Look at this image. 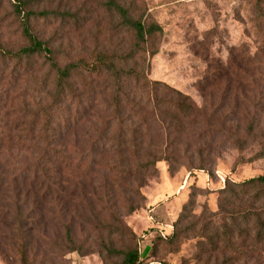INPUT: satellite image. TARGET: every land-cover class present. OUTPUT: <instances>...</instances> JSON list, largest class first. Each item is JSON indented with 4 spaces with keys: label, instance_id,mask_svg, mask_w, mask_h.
<instances>
[{
    "label": "trees",
    "instance_id": "trees-1",
    "mask_svg": "<svg viewBox=\"0 0 264 264\" xmlns=\"http://www.w3.org/2000/svg\"><path fill=\"white\" fill-rule=\"evenodd\" d=\"M10 1L25 44L18 49L0 44V202L13 208L19 264H32L30 233L40 225L35 212L26 213L27 204L35 205L41 218L56 213L65 233L57 244L63 253H98L104 264H167L155 259L161 247L175 250L190 235L216 245L214 252L216 239L220 242L225 232L231 238L240 223L258 226L264 235L261 174L227 183L219 192L225 224L209 218L198 233L203 217L193 213L196 194L191 192L172 231L155 237L149 255L155 260L142 259L124 216L144 207L142 187L148 176L157 175V163L166 161L171 173L179 165L204 170L208 157L199 142L243 151L258 136L251 160L264 158V132L249 123L233 125L236 108H227L221 119L212 104L198 106L188 94L151 80L148 57L157 53L152 43L163 29L134 17L123 0L102 3L118 19L122 41L112 50L99 48L66 61L57 39L35 24L49 13L28 10L25 0ZM22 78L32 85L24 88L26 95L15 88ZM242 190L252 195V206L232 209Z\"/></svg>",
    "mask_w": 264,
    "mask_h": 264
},
{
    "label": "rangeland",
    "instance_id": "rangeland-1",
    "mask_svg": "<svg viewBox=\"0 0 264 264\" xmlns=\"http://www.w3.org/2000/svg\"><path fill=\"white\" fill-rule=\"evenodd\" d=\"M12 2L0 0V44L18 49L25 43L20 37L18 20L12 14ZM123 2L134 17L144 19L147 24L155 22L163 29L152 43V50L157 53L148 57L151 80L165 82L188 94L198 106L212 104L221 119L236 108L239 112L233 125L249 123L264 132V0ZM25 3L28 10L49 13L47 19L41 18L35 24L62 45L64 61L90 56L99 48L112 50L124 36L116 27L118 19L103 8V0H25ZM28 83L22 78L15 88L26 95L24 88H32ZM259 138H250L243 151L232 145L211 147L199 142L208 157L204 170L191 171L179 165L171 173L166 161L157 163V175L148 176L142 187L146 196L144 207L124 216L137 236L142 259L148 263L162 259L167 264H264V235L258 226L245 228L242 223L231 238L225 232L222 242L216 239L214 252L216 245L190 235L177 249L162 246L155 259L149 257L155 237L167 236L172 231L173 222L191 192L196 194L193 213L203 217L195 233L209 218L219 226L225 224L219 205L220 190L229 182L239 183L264 174V158L251 160ZM246 193L245 190L237 193L239 197L232 200V209L241 204L252 206V195ZM26 206V213L35 212L32 216L40 221L32 230L34 234L30 233L28 257L32 264H104L98 253L85 256L78 252L63 253L57 244L65 233L58 228L56 213L41 218L35 205ZM12 209L8 202H0V264H19Z\"/></svg>",
    "mask_w": 264,
    "mask_h": 264
}]
</instances>
